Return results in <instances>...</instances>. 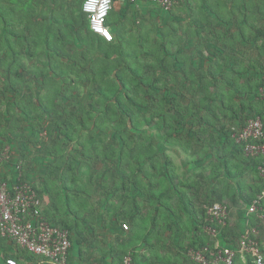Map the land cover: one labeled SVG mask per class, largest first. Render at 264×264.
Wrapping results in <instances>:
<instances>
[{
	"label": "trees",
	"instance_id": "16d2710c",
	"mask_svg": "<svg viewBox=\"0 0 264 264\" xmlns=\"http://www.w3.org/2000/svg\"><path fill=\"white\" fill-rule=\"evenodd\" d=\"M186 5L185 8L187 9L189 4ZM200 5L203 10H206V0H200ZM251 9V5L244 7L246 12L243 14V20L245 24L248 23L247 20H249V15H251L249 14ZM7 12L8 11L5 12L0 10L1 20L5 21L6 17L12 16ZM27 12L29 16L24 20V23L20 22L22 18H17L15 20V22L17 21L16 24L12 21L10 22V28L4 29L3 33L0 32V60L2 61L0 69H3L0 73V110L5 107V114L8 113V116L5 115V117H9V114H12L11 110L16 109L17 115L14 117L15 119L20 117L18 120L19 125L22 124L23 120L31 119L32 131L35 132L44 125L45 119V128L47 131H49L50 128L48 126L50 125L56 127L54 131L60 133L62 137L60 139L63 143L62 148L64 152L61 150L57 151L55 149L57 142H52V145L47 147L46 153L52 156L55 161L63 162L62 166L57 168L62 173V183L68 184L70 181L74 182L75 178L71 176L70 179H68L67 173L77 174L82 172V176H91L88 175L91 174L90 171H83L81 169L82 166H94L96 165L95 163L101 160L105 163L112 162L117 166V169L119 168L113 181L115 185L113 184V187L110 189L112 195L118 190H122L129 182V184L132 185L136 191L139 193L141 192L145 198L146 195L149 196V205L154 208L155 211L153 209V211H149L150 213L147 212V214H144L142 212V214L138 213L135 216L132 214H126L127 216L119 214L117 216L115 214L119 209L111 203L109 211L104 215V217L107 216L108 219L113 217L117 218L116 222L120 229V234L116 237V242L111 248V251H109L114 262L113 264L120 263L123 257L127 255L131 256L133 264L135 260L134 250L138 246L141 247L149 244L150 237L157 231L155 225H162L164 227V225L167 226L170 224L171 219L168 210L171 212L174 221L179 220L184 223L182 224V231L183 234L186 235L183 228L186 229L188 233V236L186 235L188 243L182 245V250H184L186 260L193 263L187 257L189 248H199L204 245L213 247L215 242H207L208 240H203L201 236L196 233L194 234V231L197 232L200 229L197 226L194 228V222H192V220H194V215H192L193 213L190 211V203L198 199L196 196H199V193L202 191L203 181L210 180V176L204 177L202 171H200L193 176L195 178L191 176L189 182H182L176 174L171 157L162 146L165 143L189 146V142H194L191 150L197 152V158L195 155L192 161H194V163H201L202 160H205V157L200 158V152L204 150H207V152L209 151L208 153L206 152L205 156L211 154L210 150L217 154L215 149L218 148V145L223 144L226 150L231 149L235 156L240 159L242 157L243 165H251V167L254 168L257 165L263 164L264 159L244 157L242 146L237 144L231 137V128L227 131L225 128L216 129V117H213L209 113L207 115L202 113L205 109L213 113L219 100L222 105V110L226 112L231 111L232 107L229 106L230 104L225 103L219 83L221 84V82H224L225 85L233 91L238 92L236 84L226 77L227 74L225 75V72L222 73V71L216 68L212 63L209 64L207 69H204L203 61L206 57L201 50H198L201 54H197V59L200 61L197 70L195 71L194 68L190 70V68L186 67V62L188 60L190 61V58L193 57L191 53L185 46L179 47L175 51L172 47L174 43H177L178 40H182V38H184L185 42L189 43L190 29L180 33V38L178 39L174 36L169 40L165 37V33H161L162 38L155 39L154 41H151L148 37H146V39L140 38L139 42H136L137 39L130 38L129 44L133 45L135 43V48L140 51L126 53V55L122 52L121 40L116 44L113 42L114 39L112 41L113 43L106 42L103 39L97 38V36L90 31L87 16L82 10L79 11L78 14H71V18L67 16V20L60 18L61 20L68 21L67 23L55 21L54 17H57L56 15H53L50 20L43 22L41 18H34L33 15L35 14V10L31 7ZM258 14L261 15L260 13ZM203 15L204 18L201 21L197 19V21L194 22L196 27L195 35L198 37V42L200 41L201 34L199 29H202L205 25L204 19H208L205 14ZM37 17L41 16L37 14ZM77 18L80 19L78 20ZM175 18L179 21V17ZM52 25L58 28L72 25L78 31V37H68L67 35L59 36L51 29ZM20 26L24 28L20 29ZM56 32H58V30ZM81 32L83 35H81ZM90 33L94 36H91ZM237 33L239 36H243L241 30ZM14 38L16 39L14 42L20 46H24L26 43L27 47L24 52L16 51L13 43ZM231 38L232 40L230 41V39H225L221 35V37L218 36V39L215 40V42H220L219 44H222V51L225 53L222 54V56L220 55V57L215 55L214 58L228 60L229 65L230 60L234 57L232 53L236 51L234 47L229 45V43L235 40L234 35ZM75 39L84 46L83 51L85 54L90 52L91 57L88 56L89 63H87L84 69L78 64L75 71L74 68L72 69L70 67L71 65L61 64V66H63L60 69V73L66 76L70 73L71 69L78 77H81L75 82L82 81V78H84L82 82L86 81L89 87L87 85L85 87L90 89L88 94L92 95L89 97L86 106L80 105L78 98L73 96L74 93H70L72 95L69 96L65 95V92H68L67 90L70 92L72 88L70 84L66 83L62 89H59L61 85H56V88H53L51 83H54V80L48 79L49 82H46L47 79L44 77L43 85H32L26 80V77L31 75L37 80L43 75L42 69L37 68L34 71L28 70L25 65L20 63L23 62L22 59L25 57L22 56V59L20 58L22 53V55H26L30 60L34 58L39 60V56H44L46 57L45 62L52 66L53 62H51V60L53 59L50 55L54 53L59 58L62 56L60 49L63 47L62 44H66L69 40L74 43ZM198 42L196 47H200ZM227 46H229V51L231 53L226 52L228 50ZM32 47H34L37 52H31L29 49ZM143 48L145 49L142 50ZM85 54H83V56L87 57ZM9 58L11 59L8 60ZM29 63H34V60L29 61ZM204 76H206L207 79L204 78ZM64 82H66V80ZM210 85L213 87L211 93L209 90ZM251 86L250 84L246 85L247 89L245 93H249L248 88H251ZM45 87L48 88V91H53L55 96H38V99L35 101L29 98L31 97L29 94L30 92H34L36 88L45 89ZM242 93L243 91H241V94ZM59 94L65 95L66 98L58 99ZM262 100L264 99H261V101L257 100L255 102L257 104L254 106L252 103L248 104V108L252 112L251 116L244 124L248 120L257 117L264 122V106ZM77 103L79 105L77 112H73L70 107H76ZM192 107L196 108L195 111L192 110ZM245 107L246 104L244 103L239 105L241 111H243ZM67 110L71 114L65 115L64 111ZM190 112L192 113V118H194L193 120H195L194 125H196V129H190ZM47 117H49L50 120H48ZM10 119L12 118L10 117ZM12 121L14 120L12 119ZM109 122H112L114 125L111 127V130H113L116 135L118 134L117 141L119 144L117 147H112L110 145L111 148L108 146L107 148L100 149L98 143L101 139L96 138L94 140L98 135L96 131L102 130L103 127H108L106 124H109ZM12 123L13 122L10 121L6 125L9 127ZM7 126L0 121V131L3 129L9 130ZM142 126H146L148 131L141 132ZM11 127L14 129L13 125H11ZM182 131L184 132L182 133ZM81 132L88 135V146L87 148L83 147L75 151L70 147V143L73 142L75 136ZM182 135L184 136L183 140L185 143H183V141L181 142L180 138ZM193 135L195 136L192 138ZM211 142L214 143L212 147H210ZM101 146L104 147L103 145ZM99 149L102 150V155H100ZM66 150L69 152L66 153ZM183 152L185 154H190V151L185 148ZM80 154L82 156L81 161L80 157L78 158ZM222 154H224L223 157L225 158L222 162L224 165L223 168L226 174L232 177L234 172L230 167L232 160H230L227 155L229 153L222 152ZM146 165L150 168H147ZM127 169H131V172L128 174L125 173ZM254 171L257 175L258 172L256 168ZM54 173H57V171ZM112 174L110 169L108 172L105 169L100 175L102 179L104 178V181L100 185L101 188L104 189V193L110 192L106 189V179ZM258 178L263 184L260 185L261 187L259 186L261 191L258 193L260 194L264 189V180L260 176H258ZM71 184L73 185L74 183ZM218 184L219 183L216 182L214 185L217 186ZM254 185H256V183H254ZM239 187L241 188L242 186ZM228 189L229 187L226 188L227 191ZM175 198H178L180 204L179 209L183 211L185 219L182 217L180 210L179 212L173 210V206L170 205V201ZM220 198L221 197H219L217 203L220 202ZM207 199L209 201V197ZM255 199V192L253 193V191H250L247 192L241 200L244 204L249 206ZM103 202H105V199ZM158 203L161 205L166 204L165 213L159 210L161 205ZM208 206L210 205L206 206L204 219H202L200 223L202 231L210 225L206 222V210ZM258 206L262 209L264 208V196L259 200ZM136 209L138 210L137 205ZM112 213L113 215H111ZM73 215L75 216V213L73 214L71 211L70 216ZM246 215L248 221L251 223L250 226L255 228H257L256 225L260 221L259 218H263L262 212L258 211L253 214L246 213ZM121 218H123L124 221L121 220ZM139 218H146L147 222L145 228H140V224L136 222ZM47 220L53 222L49 219ZM124 222H127V224ZM148 223H150L153 228L147 227ZM123 224L128 226V230H123ZM60 226L69 230V233L73 231L78 238H83V232L78 226L70 224L66 220H62ZM226 226L217 228L220 234L225 231ZM176 230H179V228ZM140 232L143 233V237ZM204 234L207 236L206 231ZM238 238L239 236L236 235L235 240ZM137 240L139 241L137 242ZM70 241L72 247L73 241ZM227 241L232 244L236 242H234V238L229 241L226 236L225 242ZM237 243L238 240L234 245H237ZM220 246L232 248L231 245ZM262 250L264 252L263 247ZM246 257L247 264H253L252 259L249 256Z\"/></svg>",
	"mask_w": 264,
	"mask_h": 264
},
{
	"label": "crops",
	"instance_id": "0c3cea01",
	"mask_svg": "<svg viewBox=\"0 0 264 264\" xmlns=\"http://www.w3.org/2000/svg\"><path fill=\"white\" fill-rule=\"evenodd\" d=\"M29 1L32 3H35L37 0H29ZM51 2H57L58 4L56 7H58V8L55 9L56 10L55 12H54V10H51L49 12V13H51V14H49V16L47 14L46 9L41 10V12H37V11L34 12V13H39L40 16H41V14H46V15H42L40 17L43 22L50 20L54 14H58L57 17H59V18H61V15L64 13L65 14L67 13V16H69V17L73 13L78 14L79 11H81L80 6H81L83 0H51ZM184 2L186 4L190 5V0H184ZM78 3H79V5H78ZM164 13L166 14L169 12H164L160 8H158L157 6H155L151 3H148V2H139L137 4H129L125 0H114V5H113L112 10L110 11V13L108 15L107 20H106V25L109 28V30L113 36V39H114L113 42L115 44L119 43L121 39H126L128 37L133 38V39H137L136 42H139L140 38L146 39V37H148L150 39L149 35H150L151 30L150 29L148 30L147 27L150 26V27H154L153 29H157L156 28L157 21L159 18H161V16L165 15ZM127 18H130L131 20H127ZM239 20L240 21H238V23L239 24L242 23L244 26L249 27L248 31L249 30L250 31L249 32L246 31V33H245L242 30V28L240 27V30L243 33V36H239V34H238L237 40L235 39L236 40L235 47H237L239 44V46H240V48H242V50L239 51V49H238L239 52L234 51V52H236V55L234 52L232 53V54H234V57H233V59L230 60V65L228 64V66H231L233 69L235 68L236 71L234 70V73H236L235 74L236 79H237V77H241V79H243L244 76H246V77L249 76L246 79V81L248 80V82L244 86H246L247 84L252 85L251 83H253V80L251 78L258 79L259 84L256 86H259V87L257 88V91L261 90L263 92V95H264V60L263 61L260 60L258 62V57L261 59L262 55H259V51H258L259 46H257V44L260 43L259 39L264 36V15H257V14L249 15L250 26L247 25L248 23L247 24L244 23L243 16H241V19H239ZM247 22H248V20H247ZM261 22L263 25L261 27L262 29H260V26H259V23H261ZM231 25H232V21L229 20V22H227L225 26H231ZM62 28H64L68 32V35H67L68 37L69 36L74 37V38L78 37V34H77L78 31L72 25H70V26L66 25V26H63ZM172 28L173 27H171L170 24L167 23V25L165 26L164 29L161 30V28H160L159 34L162 36L161 33H164L165 29H170L171 31H173ZM203 29H205V28H202L201 36L204 35V32H206ZM238 31H239V28H238ZM253 34H256L257 37H253ZM226 36H227V39L231 38V36H228V35H226ZM165 37L168 38L169 35L165 34ZM173 37L168 38V39L171 40ZM97 38L102 39L99 36H97ZM195 38L198 39L197 36ZM208 38L209 37L207 36V37L202 39V41L206 40L205 42H201V44L204 46V48L207 45H209ZM200 41H201V38H200ZM197 42H196V44H197ZM196 44L194 45V47H196ZM247 44H251L250 48L248 50H246ZM229 45L231 47H234L231 45V43H229ZM73 46H76V51H72V50H74ZM262 47L264 48V46H262ZM204 48H202V49H204ZM216 48L217 49L210 50L211 47H207L205 50H210V51H212L210 53V55H217L219 57H220V55L222 56V54L225 53L224 51H222L223 50L222 44H221V47H216ZM65 49L67 50L65 52H63L62 51L63 49H61L62 56L59 57L60 60L54 61L52 66L48 63H46V65H44V64H34V63L28 62V64L26 65V68L28 70L34 71L37 68L38 69L41 68L43 75L41 76V78H38L37 80H35L34 76L28 75L26 77V80H28L29 83H31L32 85L36 84L35 86H39L43 83L44 77H45L47 79L46 82H49V80H54V82H57V85H61L62 87H64L66 85V82H64L66 80V77L70 76L72 78V82L69 84L77 85L75 83V79L78 76L75 74L74 71L77 69L79 62L83 61V59H84V56H83V54H85L83 51L84 46L81 45L80 42H78L76 40V41H74V43L72 45L65 46ZM227 49L228 50L226 52L231 53L229 51V46H227ZM263 53H264V51H263ZM203 55H205V57H206V55H208V54L206 52H203ZM210 55L208 57H206L203 61V63H204L203 68L204 69H207L209 67V64H211L212 59H214V56L212 57ZM246 56H247V58L245 59ZM199 62H200L199 59L196 60L197 65L195 63H194V65H196V67H198ZM61 64L71 65L70 67L72 69L74 68V71H72L70 69V74H67L66 76L61 75L60 69L63 66V65L61 66ZM219 64H221L220 61H219ZM45 66L47 67V69H45L46 68ZM49 67L50 68H58L59 71L58 72L53 71V73H52L50 71ZM255 67H256L257 71H255ZM58 75H60L61 79L60 78L56 79L58 77ZM83 83H86V81ZM29 94L31 95L32 101L37 100L38 96H41V97L47 96V92L42 88H36V90L34 92H30ZM247 95H249V94H247ZM263 102H264V100H263ZM256 104L257 103L252 102L253 106ZM248 107H249L248 104H246L245 109L242 111V115L237 114V116H236V118L239 119L240 124H241L240 126H237L238 128H241L244 125V122L251 116L252 111H250ZM10 121H12V119H9L7 121V118H4V122H5L4 125L7 126L6 124ZM232 127H234V126H232ZM8 129L9 130L3 129L0 131V155H1V152H3L4 150L7 152V157L5 159H3V157L2 158L0 157V159H1L0 179L1 180L7 181L9 183H14L15 181H17L18 178H20L24 182L31 185L29 182L34 181L36 171H38L40 173L43 171L44 174L50 173L49 163L51 161H53L54 164H56L57 168H60L62 166V162L60 160H59L60 162L57 165L58 161H55V159L50 155H49L50 157L46 158V159L42 158L41 155H40V157L37 155L35 157V159H36V161H38V158H40L41 163H39V161L35 162L34 171L33 170H26L25 171L24 165L21 164V162L19 161V158L20 157H26V155H29L30 154V148H32L31 150H32V152H34L33 146H30L28 144L30 142L29 141L30 139L27 140L28 143H25V144L20 143V144L16 145L15 143H12L11 141H15L12 137V133L14 134V132H12V131H14V129L11 127V125L8 127ZM33 132H35V131H33ZM1 133H2V135H1ZM14 136L17 137L16 134H14ZM7 143H9V144H7ZM30 144H32V143H30ZM22 149H24L26 151L23 153ZM19 151H22V154H19ZM232 151L233 150H231V149L226 150L225 146L223 144H220V145H218V148L215 149V152L217 154H215L212 150H210L211 154L209 156H205V160L204 161L202 160L201 163L200 162L194 163V161H191V156H190V175L193 177V175H195V170L203 171L204 166L206 167V164L209 162L210 168L208 170L210 173L208 175H204V177L210 176V180L208 182H209V184H210V182H213L211 184V187L210 186L205 187V185L207 183H206V180H204L202 183V185H203L202 191L199 193V196L198 195L196 196V198H198V199L190 203V211H191V213L194 214V220H192V222H194V228H196V226H197L200 229L197 232L194 231V234L196 233L197 235L201 236L203 238V240H208L207 242L211 241V237L209 235L206 236L204 234V232L202 231V228L200 227V225H201L200 223L202 222V219H204L206 206L211 205L212 203H217V201H219L218 200L219 197H221L220 202H218V203H223V202L228 203L229 202L227 204L228 208H229V218L227 221V226H226L225 231H223L222 234L217 236L212 241H216V245H219V246L220 245H227V246L231 245L232 248H236L235 247L236 245H234V244L237 242V240L239 241V238L241 237L242 233L246 229H251L252 231H254L256 233L257 239H258V241H260V243L264 249V216H263V219L259 218L260 221L256 225L257 228L250 226L251 223L248 221V219H247L248 217L246 215L248 206L242 207L243 202L241 200L244 198L246 193L250 192V191H253V193L255 192L256 197L261 195V193L264 192V189L260 194L258 192L261 191L260 185L262 184V182L259 180L258 174L256 175V173L254 171L256 167L252 168L251 165H246V164L243 165L244 163L242 162V157H241V159L238 158L237 156L234 155V152H232ZM222 152L223 153H229L227 155H228L229 159L232 160V163L230 164V167H231L232 171L234 172V175L232 177L227 175L224 168H223L224 165L222 164V162L225 160V158L223 157L224 154H222ZM244 157H246V156H244ZM214 159L217 162L218 167H221V170L223 172L222 173L223 176H220L218 173L213 172V167L211 168V165L212 166L215 165ZM238 160L240 163L238 162ZM19 165H21V167ZM200 167H202V168H200ZM20 168H21L22 172H25V173H23L24 175H22ZM98 170H97V172H98ZM192 172H193V174H192ZM253 172H254V178L252 180L250 177H248L247 174L248 173L253 174ZM44 174H41V179H42V176ZM219 176H220V178H219ZM223 177H224L225 184L220 187L219 179H221ZM245 177H248V178L245 180L244 179ZM193 178H195V177H193ZM257 178H258V180H257ZM58 179H59L58 182H60V187H62L63 181L61 180V177H59ZM101 179H102V177H99V175H98L96 178L95 174H94L93 180L95 182V189H93L94 186H93V182H92V176H88L81 181L76 180V179H74V182L70 181L71 183H74L73 184L74 186H71V187H72V189L75 190L73 192L76 193V196H75L74 202H73L74 207H76L77 209H81V208H84V206H86L88 208V205H86V203H90V208L92 207V204H94V206L92 208H96L98 213L95 214L96 218L91 221L92 226H94L96 228L95 235L92 236V235L88 234L87 235L89 237L88 240L83 241L80 238H78L76 236V234L73 233V231H70V240L73 241V244H72L71 251H70L69 264H113L114 262H113V259L111 258V254H110L109 250L111 251V248L114 246V243L116 242L115 241L116 237L118 236V234H120V229H119L117 222H116L117 218L113 217L111 219H108L107 216L104 217V215H106V212L109 211V206L112 203L116 208L119 209L117 211L118 213L116 212V214H115L117 216L119 214H123V215L132 214L135 216L138 213L142 214V212H144L146 209V198L141 194V192L139 193L138 191H136L135 188L129 184V182L123 188L125 190H124V195L122 197H120V196L112 197L113 195H112V193H110V197H107L105 199V202H103V200H104L103 199L104 189L101 188L100 185L104 181V178L102 180ZM107 179H106V184H107ZM77 181L80 182L81 185L80 184L78 185ZM216 182L219 183L217 186L214 185ZM254 183H256V185H254ZM113 184H114V182L112 183V186H113ZM31 186L34 187L33 185H31ZM239 186H242V187L240 188ZM227 187H229L228 191L226 190ZM106 189H107V186H106ZM94 190H95V192L98 191V193L95 194ZM107 190H109V189H107ZM35 191L37 192L38 196L40 197L38 191L37 190H35ZM43 192H44L43 194L48 195L47 192H45V191H43ZM134 193H136L135 197L131 195ZM43 194H41L42 197H43ZM96 196L97 197L100 196L101 198L94 201V199H96L95 198ZM208 197H209V201L207 199ZM40 199L42 202H44V200H42L41 197H40ZM172 203L173 202L171 200L170 205L173 206ZM44 204H45V202H44ZM136 205H137L138 210L136 209ZM178 205H180L179 202H178ZM175 207L176 206H173L172 209L177 210L179 212V210H180L179 207H176V208ZM45 208H46V206L42 205L43 215L46 217V219L53 221L52 217H57L56 213L51 214V213H49V210L45 209ZM56 211H57V213H61V215L64 216L63 220H67L69 218V216L71 215V211H68L67 213L60 212V210H56ZM154 211H155V209H154ZM198 211L200 214L199 216H198ZM46 212L48 213V215L46 214ZM168 213H169L170 219H171L170 224L167 226L164 225V227L162 225H155V227H157V231L155 233H153V235L150 237L149 244H147L146 246H141V247L138 246L134 250L135 251V253H134L135 254V260H134L133 264H167V263H169V264H193V263L189 262L188 260H186V257L184 255V250H182V247H183L182 245H185L186 243H188V241H182V236H183L182 227L183 226L174 223L173 222L174 218L172 217L171 212L169 210H168ZM180 213L182 214V217L185 219V217L183 216L184 215L183 211L180 210ZM108 215H110V214H108ZM111 215H113V213ZM89 219H90V217L88 216V220ZM84 220H85V222L83 221L82 224L85 227V223H87V219H84ZM121 220H124V219H121ZM86 225H88V224H86ZM147 227L153 228L150 225V223H148ZM177 228H179V230H176ZM235 230H236V232H235ZM102 231H105L104 235L106 236L107 241L102 242V241L97 239V237H99L101 239L105 238V236L102 235ZM128 234H130V233H128ZM224 234H227V235H224ZM228 234H230V235H228ZM235 234L239 236V238L237 240H235V238H236ZM226 236H227V239L229 241H231V239L234 238V242L235 241L236 242L234 244L229 243L228 241L225 242ZM82 237H84V236H82ZM162 240H164V242H162ZM89 243H91V244H89ZM88 244L91 245V247H86V245H88ZM96 244H98L99 246H97ZM214 244H215V242H214ZM104 245L108 247L107 252L103 250ZM158 246L164 247L163 251L158 253L160 256L156 255L157 252H152V250L153 249L156 250ZM100 251H101V253H99ZM25 253H23V251L18 249L12 242L4 240V239H0V264H5V261L7 259H13L17 262V264H39L38 259H36L35 257L31 256L28 253L27 254H25ZM40 264H45V263H40ZM233 264H247V257L241 256L240 254H237Z\"/></svg>",
	"mask_w": 264,
	"mask_h": 264
},
{
	"label": "rangeland",
	"instance_id": "374dc122",
	"mask_svg": "<svg viewBox=\"0 0 264 264\" xmlns=\"http://www.w3.org/2000/svg\"><path fill=\"white\" fill-rule=\"evenodd\" d=\"M190 1H191V4L189 5V7L187 9L185 8L187 5L184 2V0H180L179 3L171 11H169V13H166V14L164 13L165 15L161 16L162 19L159 18L158 21H157L156 28L158 30L157 29H153L154 27H150V26H148L147 29L151 30L150 35H149L151 41H154L155 39H158V38H162V36L159 34V31H160V28H161V30L164 29L165 26L167 25V23L170 24L171 27H173L172 28L173 31H171L170 29H165L164 30V33L166 35L167 34L169 35L168 38H171V37L175 36L178 39V38H180V33H183V32H185V30L188 31L190 29V41H189V43L185 42L184 38H182V40H178L177 43L173 44L172 49L175 51L179 47L185 46L187 48V50L193 56L192 58H190V61L188 60L186 62V64H187L186 67L190 68V70L192 68H194L195 71L197 70V67H196V65H197L196 60H198L197 59V54L200 53L198 50H202L203 52H206L208 54V55H206V57H208L210 55V53L212 52L210 50L217 49L216 47H221V44H219L220 42L219 43L215 42V40L218 39V36L221 37V35H222L223 38L226 39L227 38L226 35L231 36V37L234 35V38L237 40L238 28L240 30V27H241L242 30L245 33H246V31H248L249 27L244 26L242 23H240V24L238 23V21H240L239 19H241V16H244L243 14H245V12H246L244 10L245 6L251 5L252 9L250 10L249 14H253V15L257 14V15H259L258 13H260L261 15H264V0H206V10H203L201 8L200 0H190ZM57 4H58L57 2H51V0H37L35 3H32L29 0H1L0 1V10L5 11V12L8 11L7 13L11 14L12 16L6 17L5 21L0 19V32L3 33L4 29L10 28V24H11L10 22L14 21V23L16 24L17 21L15 22V20L17 18H22V20L20 22L24 23L25 22L24 20L27 19V17L29 16L27 10L30 9V7L35 9V11H37V12H41V10L46 9L47 10V14L49 16V14H51V13H49L51 10H54V12L56 11L55 9L58 8V7H56ZM78 5H79V3H78ZM202 13L205 14V16L208 18V19H204L205 20V22H204L205 25L203 26V28H205L204 31H206V32H204V35H202V36L200 34L201 41L198 42L200 47H194V45L198 41V39L195 38L196 37V35H195L196 34V27H195L194 22H196L197 19H200L199 21H201L204 18V15ZM37 14L40 15L39 13H35L33 15L34 18L35 17L36 18H40V17H37ZM66 14L65 13L62 14L61 18L67 20L68 17H67ZM42 15H46V14H41V16ZM54 15L58 16V14H54ZM175 17H177V18L179 17V21H177L175 19ZM54 18H55L54 20L58 21V22H63V23H67L68 22V21H65V20H61L58 17H54ZM69 18H71V17H69ZM77 19L79 20L80 18H77ZM127 20H131V19L127 18ZM229 20L232 21V25L231 26H225L226 23L229 22ZM206 21H207V23H206ZM247 25L250 26V21L249 20H248V24ZM259 26H260V29H262L261 28L263 26L262 22L259 23ZM22 28H24V27L20 26V29H22ZM51 29L53 31H55V33L58 34L59 36L68 35V32L64 28H60V27L58 28V27L52 25ZM57 30H58V32H56ZM19 31H21V30H19ZM199 31L202 32V29H199ZM81 35H83L82 32H81ZM90 35L94 36L91 33H90ZM207 36L209 37L208 38L209 45H207L204 48V46L201 44V42H205L206 40L202 41V39L207 37ZM253 37H257L256 34H253ZM129 40H130V37H128L126 39H121L122 52L124 54H126V53H132V52L140 51L139 49L135 48V43L133 45H130L129 44ZM231 40H232V38H230V41ZM236 40L232 41L231 45L234 46V49L236 51H238V49L240 51V50H242V48H240L239 44H238L237 47H235ZM14 41H16L15 38L13 40V43H14V48L16 49V51L24 52L25 48L27 47L26 43L24 42L25 43L24 46L22 44H21L22 46H20ZM74 41H76V39ZM149 42H150V40H149ZM259 42L260 43H258L257 46H259V48H258L259 55H262V57H261V59L258 57V62L260 60L261 61L264 60V53H263L264 48L262 47V46H264V36L259 39ZM72 43H73V41L69 40V41H67L66 44H62L63 47L60 48V49H63L62 51L65 52V51H67L65 49V46L72 45ZM250 45L251 44H247L246 45L247 46L246 50H248L250 48ZM73 47H74L73 48L74 50H72V51H76V46H73ZM207 47H211V49L210 50H205ZM202 48H204V49H202ZM144 49L145 48H143L142 50H144ZM29 50L31 52H37V50L34 47H32ZM234 53L236 55V52H234ZM23 54H26V53H23ZM85 55L87 57H84L83 61L79 62L80 66L83 69L86 68L87 63H89L88 58L91 57L90 52L86 53ZM22 56L23 57L25 56L26 58L24 57L22 59ZM50 56L53 59V60H51V62L58 61V59H59L54 53L51 54ZM210 56H212V57L214 56L215 57V55H210ZM20 58L23 61V62H20V63H22L25 66L28 64L29 61H33V60H34V64H44V65H46V62H45L46 60H45L44 56L43 57L39 56V60H36L37 58L36 59L34 58L33 60H30V59L27 58L26 55H22V53H21V57ZM246 58H247V56L245 57V59ZM10 59L11 58H9L8 60H10ZM219 61H220L221 64H219ZM1 62L2 61L0 60V64H1ZM194 63L196 65H194ZM211 63L216 68H219V70H221L222 73L225 72V75L227 74L226 77L228 79H230L233 83L236 84V89H238V92L233 91L231 88H229L227 85H225L224 82H221V84L219 83V85L221 87V90L223 92V97H224L225 103L230 104L229 106L232 107V110L228 111V112H226L225 110H222L221 109L222 105H221L220 100H219L217 102L215 108H214L215 110H214L213 113H210L209 110H207V109L203 110L202 113L205 114V115H207L209 113L213 117H216V119H217V121H215L216 122L215 123L216 129L225 128V130L227 131V130H230V128L232 126H234L235 128H238L237 126H240L241 124H240L239 119L236 118V116H237V114H239V115L241 114L242 115V111L239 109V105L243 104V103L244 104H251L252 102H256L257 100L261 101V99L264 98L263 92L261 90H258V91L256 90L257 87H258L256 85L259 84V81H258V79L251 78L253 80V83H251L252 84L251 88H248V90H249L248 94L249 95H247V93H245L246 92L245 90H246L247 87L244 86V85L248 82V80L246 81V79L249 76H247V77L244 76L243 79H241V77H237V79H236V75H235L236 73H234V70H233V68L231 66H228V60L224 61L222 58H214V59H212ZM4 66H2V67H4ZM45 69H47V67ZM49 69H50V71L52 73H53V71L54 72H58L59 71L58 68H50L49 67ZM2 70L3 69H0V73H1ZM255 71H257L256 67H255ZM59 78L61 79L60 75H58V77L56 79H59ZM80 78L81 77H76L75 81L77 79H80ZM204 78L207 79L206 76H204ZM82 79L84 80V78H82ZM82 81L75 82L77 84V86L72 85V88H71L70 92H69V90H67L68 92H65V95L69 96V95H72L70 93H74L73 96L78 98V100L80 101V105L86 106L87 103H88L87 101L89 100V97H91L92 95L88 94L89 91H90V89L88 88L89 85L87 83H83ZM71 82H72V78L70 76H67L66 77V83L69 84ZM51 84H52L53 88H56L55 86L57 85V82H54V83H51ZM86 85L88 87H85ZM0 87H1V85H0ZM62 88L63 87L59 86V89H62ZM44 90L47 92V96H49V95L50 96H55L54 92L53 91H48L47 87H45ZM209 90H210V93L213 90V87L211 85L209 86ZM241 91H243L244 94L243 93L241 94ZM65 95L59 94L58 95V99H65L66 98ZM29 98L31 99V97H29ZM262 102H263V100H262ZM76 105H77L76 107H70V109L73 112H75V111L77 112V108H78L79 105H78V103ZM4 109H5V107H4ZM4 109L0 110V121H2V123H5L4 122V118H7V121H8L10 119V117L14 120V121H11V122H13L11 125H13V127H14V131H12V132H14V134H16L17 137H15L14 134L12 133V137H13V139L15 141H11V142L15 143L16 145H18L20 143L25 144V143H28L27 140L30 139L29 140L30 142L28 144L30 146H33L34 152H32V150H31L32 148H30V154L29 155H26V157H20L19 158V161L21 162V164L24 165V170L25 171L26 170H33L34 171L35 162L39 161V163H41V159L40 158H38V161H36L35 157L37 155L39 157L41 155L42 158H45V159L50 157L48 154H46V150H47V147L49 145H52V142H55V143L57 142V144L55 145L56 146L55 149L57 151L61 150L62 152H64V149L62 148L63 143L61 142V139H60V138H62L60 133H58L57 131H54L56 129V127L55 126L53 127L52 125L48 126L50 129H49V131H47L46 128H45L46 127V119H45L44 125L41 126L38 131L33 132L32 131V126H31V122H32L31 119L23 120L22 124L19 125L18 120L20 119V117H18L17 119H15V117H14V116L17 115V112L15 111L16 109L15 110H11V113H12L11 115L12 116L9 114V117H5V115L8 116V113L5 114V110ZM195 109H196L195 107H192L193 111H195ZM64 113H65V115L71 114L68 110L64 111ZM47 119L50 120L49 117H47ZM193 119L194 118H192V113L190 112V121H189L190 129H196V125H194V121L195 120H193ZM48 120H47V123H48ZM106 125H108V127H106V128L103 127L102 130H97L96 131V134H98V135L94 138V140L96 138L97 139L98 138L101 139L100 142L98 143V145H99L98 147H100V149L107 148L108 146L110 148H111V146L112 147H117V145L119 144L118 141H117V135L118 134L116 135L113 132V130H111V127L114 126L113 123L109 122V124H106ZM146 130L148 131V128L146 126H144L141 129V132H147ZM183 132L184 131H182V133ZM131 135L133 136L134 134H131ZM194 136L195 135H193L192 138ZM88 138L89 137H88V135L86 133L81 132L80 134H77L75 136V138L73 139V142L70 143L71 144L70 147L73 148L75 151H76V149H79V148H83V147L87 148V146H88L87 139ZM180 139H181V142L183 141V143H185V141L183 140L184 139L183 135H182V137ZM212 141H215V140H212ZM30 143H32V144H30ZM186 143H188V142H186ZM193 143L194 142H189L188 143V144H190L189 146H184V145L180 146L179 144L178 145H172L171 143L170 144L169 143H167V144L165 143L162 146L163 148L166 149V153L171 157V159H172V161L174 163V167H175L177 176L184 183L190 181V176H191L190 175V156H191V161H192L193 160L192 158H194V156L197 154L196 151L191 150V148L193 146ZM7 144H9V143H7ZM212 144H214V143L211 142L210 147L213 146ZM101 145H103L104 147H102ZM184 148L186 150L188 149L190 151V154H187V155L184 154V152H183ZM100 149H99L100 155H102V150H100ZM22 150H23V153L26 151L24 149H22ZM68 152L69 151L66 150V153H68ZM206 152H207V150H204L203 152H200L199 157L200 158H204ZM19 154H22V151H19ZM0 157L1 158L3 157V159H5L7 157V152L5 150L3 152H1ZM79 157H80V161H81L82 160L81 154L78 155V158ZM195 157H197V155ZM238 162H239V160H238ZM58 163L59 162H57V165H58ZM214 163H215L214 166L211 165V168L213 167V172L214 173H218L220 176H223L222 175L223 172L221 170V167H218L217 162L215 161V159H214ZM95 164L96 165H94V166H85V165H83L81 169L83 171H90L91 172V174H88V175L92 176V182H93V186H94L93 189H95V182L93 180L94 179V174H95V177L97 178L98 175L100 177V175L102 174V171H104L106 169L107 172H108L109 169H110L113 174L108 177V179H107V184L108 185L106 184L107 189H109V191H110V189L113 187L112 183L114 181L115 174H117L119 168L117 169V166L115 164H113L112 162L105 163V162H102L101 160H99ZM19 166L21 167V165H19ZM146 166H147V168H150L148 165H146ZM209 168H210V163L208 162L206 164V167L204 166V168H203V171H202L203 175H208L210 173L209 170H208ZM92 170H93V172H92ZM97 170H98V172H97ZM20 171H21V168H20ZM49 171H50V173H48V174L47 173L44 174L43 171L41 173L36 171L35 172L34 181H31L29 183L36 188V190L38 191L40 197L42 198V200H44L45 204H44V202H42V205L46 206L45 209H48L49 213H51V214H55L56 213L57 217H52L53 222H55L56 224L60 225L61 221L64 219V216L61 215V213H57L56 210H60V212H63V213H67L68 211H72L73 214L75 213V216H78V217H75L74 215L73 216H69V218L66 221L68 223H70V224H74V225L78 226V228L80 230H82L84 237L80 238L81 240H83V241L84 240H88L89 237L87 235L89 234V235L94 236L95 232H96V228L94 226H92V224H91L92 222L91 221L96 218L95 214L98 213L97 209L96 208H92L94 206V204H92V207L90 208V203H86V205H88V208L86 206H84V208H81V209H77L76 207H74L73 202H74V198L76 196V193L73 192L75 190L72 189V187H71V186H74V185H72L71 182H69L68 184L62 183V187H60V182H58L59 181L58 178L62 176V173H61V171H59L57 169V166H56V164H54L53 161H51L49 163ZM55 171H57V173H54ZM129 172H131V169L130 170L127 169V171H125L126 174H128ZM199 172H200V170H198V171L195 170V175H196V173H199ZM23 173H25V172H22V175H24ZM41 174H44L42 176V179H41ZM67 174H68V176H67L68 179H70V177L72 176L76 180H80V181L83 180L84 178L88 177V176H82V172L81 173H77V174L76 173L75 174L67 173ZM192 174H193V172H192ZM247 175H248V177H250L253 180L254 175L252 173H248ZM220 176H219V178H220ZM248 177H245L244 179L246 180ZM208 181L209 180L206 181L207 184L205 185V187H207V186L211 187V184L213 183V182H210V184H209ZM219 181H220V187L225 184L224 177L219 179ZM77 183H78V185L79 184L81 185L80 182L77 181ZM114 185H115V183H114ZM124 190L125 189L119 190L118 192L114 193L112 197H117V196L122 197L124 195ZM43 191L47 192L48 195L43 194L44 193ZM111 192L112 191H110L109 193H104L103 194V199H106L107 197H110V193ZM94 193L96 194V193H98V191L95 192V190H94ZM41 194H43V197H42ZM135 194L136 193L131 194V195L135 197ZM95 198L96 199H94V201L99 199V198H101V197L100 196H98V197L96 196ZM148 200H149V196L146 195V209L143 212L144 214H147V212H149V211H153V208L149 205ZM172 202H173L172 203L173 206H176V207L180 206V205H178V202H179L178 198L173 199ZM228 203L227 202H225V203L223 202V204L226 205L227 208H228V205H227ZM158 204H160V203H158ZM160 205H158V206H160ZM165 206H166V204H162L161 208H159V207L158 208H159V210H161V211H163L165 213ZM242 207H247V205L242 203ZM46 214L48 215L47 212H46ZM192 215H194V214H192ZM199 215L200 214H199V211H198V216ZM88 216L90 217L89 220H88ZM228 218H229V208H228ZM84 219H87V223H85V227L82 224L83 221L85 222ZM121 219H123V218H121ZM260 219H263V218H260ZM136 222L138 224H140V228H145L146 227V222H147L146 218H139ZM173 222L178 224V225L184 224L183 222H181L179 220H176V221H173ZM124 223L127 224V222H124ZM86 224H88V225H86ZM246 230H248L249 232H252L251 229H246ZM105 231H102V235L103 236H105L104 235ZM205 231H206V229L203 232L205 233ZM184 232L188 236V233H187L185 228H184ZM235 232H236V230H235ZM140 234L143 237V233L140 232ZM219 234L220 233L218 232L217 236H219ZM186 235L183 234L182 241H187L188 240ZM97 239L102 241V242L103 241H107L106 236H105L104 239H101L99 237H97ZM138 241L139 240H137V242ZM162 242H164V240H162ZM91 243H89V244H91ZM89 244L86 245V247H91V245H89ZM96 245L99 246L98 244H96ZM163 248L164 247H162V246L161 247L158 246L157 249L156 250L153 249L152 252H157L156 255L160 256L158 253L162 252ZM103 250L107 252L108 251V247L104 245L103 246ZM23 253H25V252H23ZM99 253H101V251ZM25 254H27V253H25Z\"/></svg>",
	"mask_w": 264,
	"mask_h": 264
},
{
	"label": "built area",
	"instance_id": "2783aa9c",
	"mask_svg": "<svg viewBox=\"0 0 264 264\" xmlns=\"http://www.w3.org/2000/svg\"><path fill=\"white\" fill-rule=\"evenodd\" d=\"M129 4L148 2L164 12L171 11L180 0H125ZM114 0H83L81 10L87 16L90 31L106 42L113 36L106 20ZM264 106V102H263ZM231 137L242 146L247 158L264 159V122L260 118L248 120L241 128H231ZM1 163V159H0ZM256 170L264 180V163ZM264 192L257 196L247 207V214L262 212L258 206ZM228 221V208L221 203H213L206 210V228L211 242L217 237L218 227L223 228ZM128 230L127 225H122ZM0 239L12 242L18 249L38 259V263L69 264L71 249L70 233L62 226L49 222L42 211V201L34 188L20 178L14 183L0 179ZM237 254L249 256L253 264H264L262 245L254 231L245 230L236 248L221 247L214 244L199 248H189L187 257L195 264H233ZM6 264H17L7 259ZM117 264H132L130 255L124 256Z\"/></svg>",
	"mask_w": 264,
	"mask_h": 264
},
{
	"label": "clouds",
	"instance_id": "9594fccd",
	"mask_svg": "<svg viewBox=\"0 0 264 264\" xmlns=\"http://www.w3.org/2000/svg\"><path fill=\"white\" fill-rule=\"evenodd\" d=\"M209 207V206H208Z\"/></svg>",
	"mask_w": 264,
	"mask_h": 264
}]
</instances>
